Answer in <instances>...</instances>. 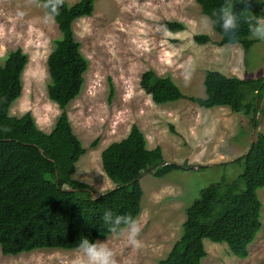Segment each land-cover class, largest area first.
<instances>
[{"label": "rangeland", "instance_id": "1", "mask_svg": "<svg viewBox=\"0 0 264 264\" xmlns=\"http://www.w3.org/2000/svg\"><path fill=\"white\" fill-rule=\"evenodd\" d=\"M205 18L194 0H94L90 15L72 21L87 60L82 88L65 106L72 130L85 148L72 177L86 182L92 195L111 188L114 184L101 168L99 153L124 136L131 124L142 131L147 147L160 146L165 161L162 176L152 175L150 168L138 177L143 192L134 218L142 229V246L133 249L112 233L96 240L109 245L118 264H154L164 256L179 236L185 207L200 188L235 177L242 163L233 159L245 152L256 131H264V86L259 99L254 97L257 110L251 122L250 114L225 105L198 106L185 97L157 104L140 88L139 75L147 68L169 75L184 94L199 96L207 68L240 78L264 76V40L249 34L253 42L246 49L238 42L220 44V35ZM166 20L181 21L184 27L169 30ZM199 32L208 34L209 40L195 42L192 36ZM58 35L40 0H0V62L15 47L27 54L21 92L10 103L9 114L29 111L44 131L50 130L60 111L46 96L45 65ZM107 76L114 87L109 99ZM248 97L245 92L244 100ZM94 138L96 143L90 145ZM171 162L178 167L170 169ZM257 196L261 225L247 245V256L236 257L225 242L203 238L206 254L201 264H264V186L257 189ZM75 255L76 248L0 252V264H72Z\"/></svg>", "mask_w": 264, "mask_h": 264}, {"label": "trees", "instance_id": "2", "mask_svg": "<svg viewBox=\"0 0 264 264\" xmlns=\"http://www.w3.org/2000/svg\"><path fill=\"white\" fill-rule=\"evenodd\" d=\"M52 17L50 0H40ZM207 18L215 20L226 0H194ZM240 19L235 38L224 36L220 26H211L219 35L218 43L238 42L246 49L248 23L264 18V0H230ZM94 0H74L59 8L54 16L59 35L45 58L48 74L46 96L60 111L48 131L40 129L26 111L18 116L9 114L10 103L19 96L21 73L27 54L20 47L9 49L0 62V252L16 255L41 248H77L82 237L91 241L110 234L102 217L105 211L116 215L139 213L142 188L138 177L151 169L154 176L165 174L159 145L146 146L136 124L127 133L109 142L100 150V165L114 184L101 194L92 195L89 185L72 177L74 163L85 148L73 132L65 106L81 90L87 60L72 31V21L90 15ZM169 30L184 27L181 21L166 20ZM193 40H209L206 33H194ZM140 88L152 102L160 104L180 97L198 106L225 105L234 112L250 114L253 120L264 86V76L240 78L207 68L203 72V95L184 94L169 75L153 69L141 71ZM108 99L114 87L107 76ZM244 91V92H243ZM245 92L249 97L245 101ZM96 143L94 138L90 145ZM242 163L241 171L231 179H219L200 188L198 195L185 207L179 236L164 256L154 264H201L206 254L203 238L225 242L236 257L247 256V245L260 228L261 201L257 189L264 186V131H256L252 143L233 159ZM170 169L178 167L168 164Z\"/></svg>", "mask_w": 264, "mask_h": 264}, {"label": "clouds", "instance_id": "3", "mask_svg": "<svg viewBox=\"0 0 264 264\" xmlns=\"http://www.w3.org/2000/svg\"><path fill=\"white\" fill-rule=\"evenodd\" d=\"M248 6L251 0H244ZM52 4V19L59 15V8L63 5L64 0H50ZM233 5L230 0H226L225 5L221 6L219 13H213L217 18H205L208 26L219 25L222 33L229 40L235 38L240 28V19L233 11ZM248 23V31L254 38L264 40V18H256L254 22ZM104 223L108 226V231L114 235L126 239L128 245L133 249H139L142 243L139 239L142 231L138 221L131 215H116L112 212L105 211L102 217ZM72 264H118L115 253L105 241H91L87 237H82L77 248L76 255Z\"/></svg>", "mask_w": 264, "mask_h": 264}, {"label": "water", "instance_id": "4", "mask_svg": "<svg viewBox=\"0 0 264 264\" xmlns=\"http://www.w3.org/2000/svg\"><path fill=\"white\" fill-rule=\"evenodd\" d=\"M254 103H256V102H254ZM253 139H254V137L251 139L250 144L252 143ZM163 163H165V161H163ZM152 167H154V166H152ZM152 167H150V168H152ZM101 193H102V191L99 192L98 195L101 194Z\"/></svg>", "mask_w": 264, "mask_h": 264}]
</instances>
